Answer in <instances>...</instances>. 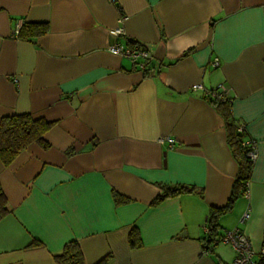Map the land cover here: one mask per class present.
<instances>
[{
	"label": "crops",
	"instance_id": "obj_1",
	"mask_svg": "<svg viewBox=\"0 0 264 264\" xmlns=\"http://www.w3.org/2000/svg\"><path fill=\"white\" fill-rule=\"evenodd\" d=\"M19 21L48 30L21 39ZM129 40L148 48L155 69L143 73L109 51ZM219 85L257 158L217 232L239 228L259 252L264 0H0V120L26 113L52 123L48 147L33 143L8 166L0 160L9 209L0 264H58L70 241L82 264H230L235 251L209 243L207 225L238 170L224 119L205 95ZM176 183L194 191L150 204L159 184ZM133 229L139 247L129 244Z\"/></svg>",
	"mask_w": 264,
	"mask_h": 264
},
{
	"label": "trees",
	"instance_id": "obj_2",
	"mask_svg": "<svg viewBox=\"0 0 264 264\" xmlns=\"http://www.w3.org/2000/svg\"><path fill=\"white\" fill-rule=\"evenodd\" d=\"M48 24L25 22L21 24L18 38L31 39L46 33ZM137 41L129 40L127 45H132ZM224 119L226 130V141L235 159L238 170L232 184L230 196L224 206L211 207L207 225L209 232V243L220 237L218 230V220L225 213L229 212L234 205L236 198L244 194L246 182L249 180L252 164L246 157V150L242 146V134L237 131L238 122L233 118L230 111L231 98L219 100L208 97ZM52 123L44 119H34L29 114H13L3 117L0 120V160L4 166H8L19 154L20 151L27 148L33 143H37L43 148L48 147V143L44 140V134L50 129ZM161 192L151 201V205H155L170 196L179 195L186 192L194 191L192 186L183 184H159ZM116 196V194H115ZM9 212L7 199L0 188V219ZM131 247H139V235L136 229H133L128 236ZM209 245V244H208ZM58 264H82V254L78 244L75 241L66 243L62 251L54 256ZM106 260H102L98 264H105Z\"/></svg>",
	"mask_w": 264,
	"mask_h": 264
},
{
	"label": "built area",
	"instance_id": "obj_3",
	"mask_svg": "<svg viewBox=\"0 0 264 264\" xmlns=\"http://www.w3.org/2000/svg\"><path fill=\"white\" fill-rule=\"evenodd\" d=\"M21 24L22 23L20 21L16 23V27L13 33L16 37L18 35ZM110 34L112 36H118L122 34V29L119 27L116 29H112L110 31ZM109 51L113 54L130 59L132 64L143 73H148L150 70L156 68V66H154L153 64L152 55L149 52L148 48L138 41L132 45H121L119 43H114L109 46ZM212 64L214 66H217L219 64L218 59L214 58L212 60ZM191 88L199 89L202 88V86L200 84H194ZM205 95L207 97L219 100L230 98L228 95V90L222 85H219L218 87L213 89L206 90ZM237 131L242 134V146L246 150V157L250 160L251 164H253L257 158L256 142L245 135V129L242 124H237ZM165 140L172 144L169 138H166ZM165 140L161 139L160 142H164ZM247 182L244 195L247 192ZM247 217L248 213L246 212L243 214L242 220ZM214 242L227 243L233 248V250L235 251V255L230 264H264V248L260 249L259 252L254 251L251 247L248 237L239 228H233L231 230L224 231L223 234L220 235V237L215 239ZM257 257H259L260 260L256 259Z\"/></svg>",
	"mask_w": 264,
	"mask_h": 264
}]
</instances>
